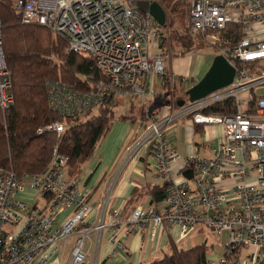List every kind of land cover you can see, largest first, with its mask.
Instances as JSON below:
<instances>
[{"label":"built area","instance_id":"built-area-1","mask_svg":"<svg viewBox=\"0 0 264 264\" xmlns=\"http://www.w3.org/2000/svg\"><path fill=\"white\" fill-rule=\"evenodd\" d=\"M130 1L11 0L22 23L51 30L67 42V52L88 56L103 76L89 90L47 81L50 108L72 117L117 99H140L143 130L127 147V158L144 160L153 172L152 182L166 187L161 201L131 212L126 234L177 229L182 241L202 227L199 233L207 229L222 242L221 254L209 256L205 264H264V94H257L264 74L248 72V63L264 64V0H190V33L219 48L217 55L235 67L236 76L228 87L198 101L186 98L182 108V99L167 100L160 112L152 108L162 93L157 83L173 91L192 80L168 72L171 60L160 48L164 28ZM232 24L241 26V39L220 46L221 35ZM230 99L235 114L204 113ZM14 104L0 19V110L5 113ZM186 120L205 131L214 125L224 128L223 139L208 157L195 145L191 157L178 151L171 127ZM44 131L61 134L64 125L56 123L39 133ZM68 160L55 150L42 172L19 176L0 169V264H98L90 260L88 244L92 235L100 239L105 230L111 232L113 257L127 251L118 239L122 212L109 208L110 194L92 203L91 192L67 172ZM187 170L193 171L191 180L183 175ZM38 197L43 204L38 205Z\"/></svg>","mask_w":264,"mask_h":264},{"label":"trees","instance_id":"trees-1","mask_svg":"<svg viewBox=\"0 0 264 264\" xmlns=\"http://www.w3.org/2000/svg\"><path fill=\"white\" fill-rule=\"evenodd\" d=\"M164 1H161L163 7L167 11L171 9L172 38L186 48L184 55L194 53V46L188 47V36L180 29L173 28L174 16H177L174 14L187 15L189 21L188 0ZM0 19L3 48L15 96V104L9 110L5 113L0 110V169L13 170L19 176L24 173L36 174L51 164L54 151L57 150L59 155L69 158V175L76 176L82 166L93 157L100 141L110 132L117 119L114 107L121 99L110 102L98 111L80 116H62L53 111L48 102L47 81L58 80L78 89L89 90L103 78L102 74L88 56L67 52V42L51 30L22 23L11 0H0ZM223 35L229 42L237 43L242 36L241 26L229 25ZM195 38L202 40L200 37ZM248 66L251 69L258 68L255 63H248ZM83 77L88 79L83 81ZM128 105L130 110L120 119L133 124L140 122L144 112L143 104H138L137 98L132 97ZM204 113L233 115L236 113L234 100L215 104L205 109ZM56 123L64 125L63 133H39L41 129ZM195 128L197 131L202 130L197 125ZM165 187L161 183L153 188L157 202L164 198ZM175 246L171 253L148 264H205L211 248L207 242L189 249Z\"/></svg>","mask_w":264,"mask_h":264},{"label":"crops","instance_id":"crops-1","mask_svg":"<svg viewBox=\"0 0 264 264\" xmlns=\"http://www.w3.org/2000/svg\"><path fill=\"white\" fill-rule=\"evenodd\" d=\"M195 56L190 53L185 57L168 62L169 71L178 76L189 77L192 80L189 85L193 86L197 80H201L205 76L214 60V56L201 57L202 59L199 61L203 58L204 61L201 64L200 62L194 64ZM137 103L144 106L140 99H137ZM129 110L128 105L125 113L116 114L117 119L110 132L106 138L100 141L93 157L82 166L76 175L82 187L91 192L92 203L102 202L105 196L110 194L109 208H116L122 212L124 224L120 227L118 239L127 247V251H121L114 257L111 255L113 247L110 242L111 232L109 230H105L100 239L97 235H92V244H88V247L90 246V260L96 259L98 264H148L163 258L167 253H171L178 238L177 229L159 228L155 235L150 231H137L131 236L126 234L125 220L135 208L150 206L157 202L153 188L159 185L152 182L153 172L147 167L144 160H129L127 158V147L143 130L142 120L133 124L130 121L120 119ZM136 110L139 112L138 108ZM186 121L181 122L182 127ZM189 123L191 121L186 122V125ZM134 125L139 126L137 131H134ZM210 128L216 135L223 133L221 125L211 126L208 129ZM177 129L178 123L171 127L170 131V137L174 143ZM130 135L133 138L128 143L127 139ZM207 139L206 137L202 143L195 144L202 155L205 151L204 156L206 157L218 145L216 142L209 146L206 143ZM186 144L185 142V146ZM94 217V215L91 216L92 219ZM173 230L176 232V238L173 235ZM221 252L222 250L217 252L214 250V246H211L209 256L218 255Z\"/></svg>","mask_w":264,"mask_h":264},{"label":"rangeland","instance_id":"rangeland-1","mask_svg":"<svg viewBox=\"0 0 264 264\" xmlns=\"http://www.w3.org/2000/svg\"><path fill=\"white\" fill-rule=\"evenodd\" d=\"M159 1L161 3V1L164 0H156ZM174 1H178L180 2L181 0H172ZM172 2V3H173ZM162 4V3H161ZM164 4L167 5V3L164 1ZM190 9V0H188V11ZM166 10V9H165ZM167 24L164 27V30L162 32V36H163V43L161 44L160 48H162V50L165 53V56H167L168 61L169 60H175V59H179L182 57H185V51L186 48H184L183 46H180L176 41V39H173L171 36V9L169 11H167ZM177 16H174V20L175 23L174 25V29L178 28L180 29L181 32H183L185 35L188 36L189 38V46L191 47L194 46V64L200 62V64L204 61L205 57H209V56H216L219 52L220 49L211 46L209 43L205 42L204 40H200L199 38H195L191 33H190V29H189V21L187 18V15H182L180 14H174ZM172 27V26H171ZM221 37L224 39L223 42L220 43V46H225V44H234L232 42H229L224 35L222 34ZM242 37V36H241ZM224 42H229V43H224ZM187 47V48H188ZM206 48V49H204ZM192 54V53H191ZM201 57H204L203 60L199 61V59H202ZM170 62V61H169ZM243 68V67H242ZM168 72H169V68H168ZM249 73L254 74L256 76H260L262 74H264V64L262 65V67H258L256 69H250L248 70ZM199 80H197L196 82L198 83ZM193 87V85H186V86H182L179 85L176 87L175 90L171 91V89L168 88V86H166L164 89L161 88V84L157 83V91L158 93H161L160 96H158L155 100V103H152V108L158 112H160L161 110V106H163V102L164 100H171L174 101L176 99H182L179 101L178 103V107L182 108L185 105V100L187 98V92L188 90ZM257 94L258 95H263L264 94V87L261 89L257 90ZM142 102V101H141ZM128 104H129V99L125 100H120L118 102V104L116 103V107H114L115 110V114H121V113H125L127 108H128ZM95 114V113H93ZM144 114V112H143ZM188 122V121H186ZM186 122L183 124V127L181 126V123L178 122V129L176 132V137H175V143L176 146L178 148V151H180V153L182 154L183 157L187 158V157H191L192 156V147L195 144L198 143H202L204 141V139L207 137V141L206 143L209 146H212V144L214 143H220L221 140L224 137V128H223V133L221 134H217L214 133L212 131V129H207L205 130H201V131H197L195 126L192 123H189V125H186ZM215 126V125H214ZM220 126V125H219ZM138 125H134V131L138 130ZM133 131V132H134ZM133 135V134H132ZM132 135H130L128 137V143L131 142L132 140ZM218 140V141H217ZM127 142V141H126ZM185 142L187 143L185 146ZM121 152V151H120ZM187 152V153H186ZM203 153L205 154V151H203ZM187 154V155H186ZM203 154V156H204ZM123 155H125V152H123ZM37 203L38 205L43 204V200L41 197H38L37 199ZM31 206V205H30ZM200 229H203L202 227H199V230H197L196 233H194L193 235H191L190 237L186 238L185 240H177L176 239V248L179 249H189L192 248L194 246H197L199 244H202L204 242H207L209 246H214V250L219 252L220 250H222V242L220 241V238L217 236H214L209 230L205 229L203 234H199ZM173 235L176 238V232H174L173 230ZM174 238V239H175ZM228 240L227 235H225V241ZM71 246H69L70 248ZM69 250L66 256V261L69 258ZM164 256V255H163Z\"/></svg>","mask_w":264,"mask_h":264},{"label":"water","instance_id":"water-1","mask_svg":"<svg viewBox=\"0 0 264 264\" xmlns=\"http://www.w3.org/2000/svg\"><path fill=\"white\" fill-rule=\"evenodd\" d=\"M130 5L135 6L141 12L151 15L161 28L166 26L167 13L160 3L148 0H131ZM235 76V67L224 56L216 55L205 76L188 90L187 98L191 102L198 101L213 92L231 85L234 82ZM164 105H169V102L164 101ZM183 175L191 180L193 178V171L187 170Z\"/></svg>","mask_w":264,"mask_h":264}]
</instances>
